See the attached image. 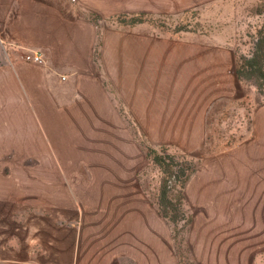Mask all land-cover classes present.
Wrapping results in <instances>:
<instances>
[{"label": "rangeland", "instance_id": "obj_1", "mask_svg": "<svg viewBox=\"0 0 264 264\" xmlns=\"http://www.w3.org/2000/svg\"><path fill=\"white\" fill-rule=\"evenodd\" d=\"M29 4L42 62L0 49V211L40 226V257L264 264V85L235 74L264 0ZM151 149L189 174L177 221Z\"/></svg>", "mask_w": 264, "mask_h": 264}, {"label": "crops", "instance_id": "obj_2", "mask_svg": "<svg viewBox=\"0 0 264 264\" xmlns=\"http://www.w3.org/2000/svg\"><path fill=\"white\" fill-rule=\"evenodd\" d=\"M1 48V56L11 60L34 51L43 57L40 51V5H30L29 0H0ZM13 70L15 67L11 65L5 72L12 73ZM11 217L9 211H0V264H73L72 256L62 257L63 251L62 255L58 251L54 253L51 241L47 242V254L40 257V226H14ZM19 233L23 237H19Z\"/></svg>", "mask_w": 264, "mask_h": 264}, {"label": "trees", "instance_id": "obj_3", "mask_svg": "<svg viewBox=\"0 0 264 264\" xmlns=\"http://www.w3.org/2000/svg\"><path fill=\"white\" fill-rule=\"evenodd\" d=\"M235 74L238 79L250 80L260 89L264 85V29L257 31L248 55L236 63ZM147 156L161 174L157 209L163 217L177 221L182 216L179 200L184 197L189 174L179 166L176 156L168 154L165 149H151Z\"/></svg>", "mask_w": 264, "mask_h": 264}, {"label": "built area", "instance_id": "obj_4", "mask_svg": "<svg viewBox=\"0 0 264 264\" xmlns=\"http://www.w3.org/2000/svg\"><path fill=\"white\" fill-rule=\"evenodd\" d=\"M23 59L27 62L40 63L43 60L42 54L40 52H28L23 56Z\"/></svg>", "mask_w": 264, "mask_h": 264}]
</instances>
